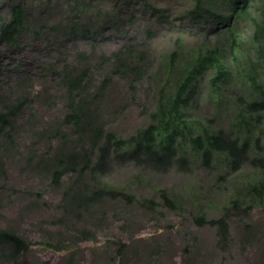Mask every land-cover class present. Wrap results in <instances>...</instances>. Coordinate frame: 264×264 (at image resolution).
<instances>
[{"label": "rangeland", "instance_id": "obj_1", "mask_svg": "<svg viewBox=\"0 0 264 264\" xmlns=\"http://www.w3.org/2000/svg\"><path fill=\"white\" fill-rule=\"evenodd\" d=\"M17 1L0 0V17ZM23 2L30 32L41 36L27 35L16 54L3 53L2 65L11 74L0 72V110L19 98L31 104L13 126L12 148L0 151L8 176L7 183L0 181V227H11L31 242L21 261L59 264L65 251L44 245L50 242L76 246L75 264H264V113L259 122L255 114H245L254 117L249 131L239 116L264 91V0L250 1L249 11L260 32L241 15L231 27L210 36L205 34L208 28L185 15L193 0ZM75 25L74 37L69 32ZM81 30L91 37H82ZM118 52L119 61L112 57ZM173 52L177 55L171 64ZM208 52L229 69V83L215 87V93L209 84L213 70L196 81L199 99L183 115L187 122L179 138L180 156L189 160L188 168L175 165L166 173L132 165L114 168L101 185L124 192L132 203L104 199L93 215L64 214L62 188L52 186L46 167L60 143L69 150L75 145L76 136L64 121L68 113L64 70L86 73L87 93L92 96L103 86L93 104L100 121L126 138L153 121L152 114L165 103L168 80L179 79L191 58ZM217 129L251 141L249 160L234 173L224 155L216 154L211 167L205 168L200 153L193 150L192 137ZM29 153L36 169L27 162ZM162 189L175 209L164 206ZM145 201L155 206L141 205ZM31 203H36V210L30 209ZM199 213L207 219L226 215V244L219 241L216 228L194 223ZM80 229L95 239L75 245L79 238L75 231ZM120 241L127 244L122 260L117 253Z\"/></svg>", "mask_w": 264, "mask_h": 264}, {"label": "trees", "instance_id": "obj_2", "mask_svg": "<svg viewBox=\"0 0 264 264\" xmlns=\"http://www.w3.org/2000/svg\"><path fill=\"white\" fill-rule=\"evenodd\" d=\"M251 0H193V5L186 14L190 21L207 29L206 35L210 36L221 29H227L235 20L243 15L250 18L256 27V32L262 29L257 21L252 18L250 9ZM79 17V16H77ZM29 19L23 0L10 3L7 15L0 17V72L4 70L10 73L9 69L2 65V54L8 52L16 54L20 50L22 40L27 35L40 37L36 32H30ZM78 26L70 29L69 34L76 36ZM82 37H91L90 32L81 30ZM131 51L128 50L126 54ZM120 53H114L112 57L117 61ZM177 52L171 54V64ZM110 58H104L109 60ZM135 70L139 68L134 66ZM208 70L215 73L210 78V88L214 90L219 85L229 83L230 72L224 63L215 53L208 52L206 55L197 54L190 59L179 79L168 83L170 89L165 103H161L157 112L152 114V122L145 128L137 130L134 134L123 138L113 131H108L99 117V110L94 107V100L101 95L100 92L93 96L87 93L89 82L86 73L74 75L73 70H64L63 83L65 84L66 108L68 113L64 121L71 127L76 136L75 145L66 148L59 144L53 154L47 158L46 167L55 189L62 188L61 210L64 214L80 215L89 213L93 215V209L104 199L124 200L132 203L133 199L121 191H116L107 186L101 185L114 168L132 165L134 167L150 170L155 173H166L175 165L181 169H187L189 160L180 156L179 146L183 138L181 127H186L187 118H183L189 107H195L199 99L197 94L196 81ZM11 74V73H10ZM255 86V78L251 77ZM256 87H258L256 85ZM215 93L218 90H214ZM258 99L252 100L244 106L241 112V126L249 131L250 122L254 117L245 118L247 112L255 114L259 122L260 114L264 113V91ZM218 101L222 100L218 94ZM19 98L15 104L7 105L0 110V151L12 148L13 126L18 120L21 112L31 104L27 99ZM57 128L55 135L58 133ZM61 136V135H60ZM193 150L200 153L203 167L210 168L215 155L220 153L228 161V167L232 173L246 163L251 151L249 138L236 136L231 131L217 129L214 132L204 130L202 135L190 139ZM259 140H256L258 146ZM34 148V145H32ZM255 160L252 161L254 164ZM27 162L36 169V161L31 153L28 154ZM261 164V162H258ZM7 172L3 162L0 160V181L7 183ZM69 178L66 183L65 179ZM261 188L264 189V183ZM160 197L164 206L175 209L174 203L168 198L164 189L160 190ZM155 206L151 201H145L141 205ZM264 204V203H263ZM44 205H48L44 203ZM30 209L36 210V203L30 204ZM91 211V212H90ZM194 223L199 226H209L217 229L219 241L226 244L229 236L228 219L222 215L218 219H207L204 213L193 217ZM79 237L75 245L82 241H93L94 235L88 230L80 229L75 231ZM118 243V258L122 260L123 252L127 246L124 242ZM31 242L19 236L11 227H0V264H24L21 257L31 247ZM44 245L56 252H64L62 262L59 264H75L76 246H55L52 243ZM42 264V263H40ZM49 264V263H47ZM122 264V262H120ZM185 264H192L185 262Z\"/></svg>", "mask_w": 264, "mask_h": 264}]
</instances>
